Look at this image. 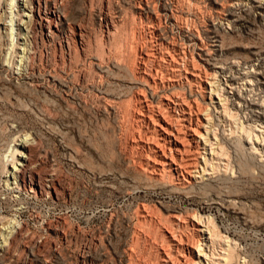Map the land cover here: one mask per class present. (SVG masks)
<instances>
[{
  "label": "rangeland",
  "instance_id": "374dc122",
  "mask_svg": "<svg viewBox=\"0 0 264 264\" xmlns=\"http://www.w3.org/2000/svg\"><path fill=\"white\" fill-rule=\"evenodd\" d=\"M217 1L227 7L221 16L235 21L232 30L218 32V61L239 60L249 69L254 65L262 72L264 87V9L255 11L248 0ZM156 2L159 12L168 6V0ZM228 3L234 8H228ZM5 4L6 0H0V13L9 11ZM47 4L41 0L39 17L44 20L51 13L50 29L44 21L32 27L30 34L22 31L18 42L26 52L34 50L35 62L28 66L16 62L11 67L13 39L0 35L2 217L11 218L13 209L20 207L10 197L21 194V203L26 204L17 218L23 230L0 253V264H156L157 255L149 248L141 254L144 259L127 255L133 248L134 229L139 228V203L158 213L162 221L178 211L209 217L216 230L235 244L233 264H264V167L255 165L240 139L224 146L230 179L217 176L213 182L191 185L183 192L169 179H149L130 149L135 128H131L128 76L134 53L128 29L137 0H47ZM54 7L60 8L64 23L54 16ZM103 8L112 18L124 16L109 38L100 27ZM178 10L200 25H205L206 15L216 16L212 0L196 5L180 0ZM27 19L23 18L26 23ZM169 22H162L163 31L178 44L184 42ZM78 28L80 44L76 43ZM114 62L116 68L111 66ZM101 69L104 73L99 78ZM219 80L224 83V78ZM183 89L175 86L171 91L187 95ZM195 98L211 107L208 100ZM237 108L228 105L225 116L213 113L212 107L208 111L217 136L225 128H246L244 133H248L249 126L264 125ZM18 137L31 144L28 152L36 181L39 177L43 184L52 178L50 198L33 197L22 186L13 185L12 179L8 184L3 181L5 160L19 148L14 146ZM212 200L218 204H210ZM144 229L159 241L149 227Z\"/></svg>",
  "mask_w": 264,
  "mask_h": 264
},
{
  "label": "bare ground",
  "instance_id": "6f19581e",
  "mask_svg": "<svg viewBox=\"0 0 264 264\" xmlns=\"http://www.w3.org/2000/svg\"><path fill=\"white\" fill-rule=\"evenodd\" d=\"M44 1L48 5L47 0ZM191 1L196 5L200 0ZM248 1L255 11L264 9V0ZM40 2L6 0L9 11L0 13V35L9 34L13 39L11 67L16 62L28 66L35 60L34 50L26 52L18 43L22 31L30 34L32 27L41 26L44 21L50 29L51 13L42 20L39 17ZM179 3L180 0H168V6L161 12L156 0H137L132 6L134 11L130 12L129 18L135 25L130 24L128 34L134 57L129 68L128 103L131 128H135L129 145L139 158L140 169L157 182L169 179L183 192L185 187L213 182L217 176L230 179L229 159L224 146H232L237 139L242 141L255 165L264 167V125L258 128L249 126L248 133L246 128H225L217 136L212 129L213 117L208 112L213 109L216 115L225 116L228 105H231L264 124V87L260 83L262 72L254 65L249 69L239 60L224 63L217 59L221 52L218 32L232 30L235 22L228 15L221 16L226 11L225 4L212 0L216 16L206 15L205 25H200L179 12ZM227 5L234 8L233 3ZM57 9L60 8L52 10L54 16L64 23L65 17ZM26 11L29 15L25 14ZM99 16L105 38L116 32L124 18L120 15L112 18L105 8L99 11ZM167 20L181 32L184 42L178 44L172 34L163 31L161 24ZM78 31L76 43L80 44L82 32L80 28ZM111 66L116 68L118 65L114 62ZM99 73L101 78L104 70ZM221 77L224 78L222 84L218 83ZM223 84L224 88L221 87ZM175 86L184 87L187 95L184 91L173 93L171 90ZM197 95L203 101L208 100L212 109L207 104L202 106L195 98ZM28 143L25 137L16 138L14 146L19 148L7 155L3 181L8 184L12 179L13 185L22 186L31 196L50 198L52 178L47 177L43 184L39 177L36 181L28 152L31 144ZM20 195L10 197L12 204L20 206L13 209L11 218L2 217L4 204L0 201V253L8 249L23 230L17 221L26 208ZM210 204L218 203L212 200ZM219 205L227 209L225 203ZM136 216L139 228L134 229V244L128 251V258L144 259L145 255L142 257L141 254L149 248L157 255L156 264H233L235 244L216 230L209 217L193 211H178L162 221L158 213L149 212L141 203L136 206ZM145 226L159 236V241L151 238Z\"/></svg>",
  "mask_w": 264,
  "mask_h": 264
}]
</instances>
